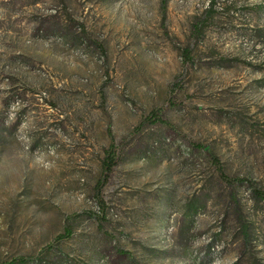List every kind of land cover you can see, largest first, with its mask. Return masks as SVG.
Listing matches in <instances>:
<instances>
[{
  "label": "rangeland",
  "instance_id": "374dc122",
  "mask_svg": "<svg viewBox=\"0 0 264 264\" xmlns=\"http://www.w3.org/2000/svg\"><path fill=\"white\" fill-rule=\"evenodd\" d=\"M166 1L0 0V264H264V0Z\"/></svg>",
  "mask_w": 264,
  "mask_h": 264
},
{
  "label": "trees",
  "instance_id": "16d2710c",
  "mask_svg": "<svg viewBox=\"0 0 264 264\" xmlns=\"http://www.w3.org/2000/svg\"><path fill=\"white\" fill-rule=\"evenodd\" d=\"M166 5H167V1L166 0H162V9L163 11L166 10ZM68 18L72 20V18L70 17V15H68ZM202 31V25H196L194 27V32L196 35H199ZM100 46V45H99ZM101 51L104 52L103 47L101 46ZM182 55L184 57V62L186 64H191L193 61V57H192V50L190 48H186L183 50ZM184 88V85L182 82H180L179 80H177L176 82H174L171 87H170V95L168 97V103L172 106L176 105V102L173 98V95L177 92H182ZM158 124H164L172 129H175L174 126L172 125L171 122L165 120L162 117L161 114V109L160 108H155L153 109L149 115H147L144 120L142 121L139 129H141L143 126L145 125H158ZM110 132V135L112 137V142L109 146V148L105 151V156L104 159L102 161V170H101V177L96 185V194H97V199L100 205V209L102 210V216H104L105 214V210H106V204L104 202V200L101 197V194L104 190V188L107 186V184L109 183V180L111 178V175L114 171V168L120 163L121 161V155H122V146L121 145H117L113 135ZM193 147L199 148L202 147V145L200 144H196L193 143L192 144ZM213 164L217 170V173L219 175V178L221 179V181L223 183H225L227 186L229 187H237L239 185H245L247 184L250 188L251 191V197L254 200L255 203H261L264 202V189H259L257 188L254 183L247 179V178H243V177H231L229 176L226 172L225 169L223 167V165L221 164L220 160L218 158H214L213 159ZM233 199H235V195H232ZM243 230L244 233L246 234L247 237H249V233H248V227L246 225H243ZM72 234V230L67 229L65 231L64 234L59 235L58 237H56V239L54 240L53 244L48 245L47 247L44 248V251L51 249L54 247V245L62 242L63 240H65L67 237H70ZM33 258H25V257H21L18 259L13 260L12 262L8 263V264H27L29 263Z\"/></svg>",
  "mask_w": 264,
  "mask_h": 264
}]
</instances>
